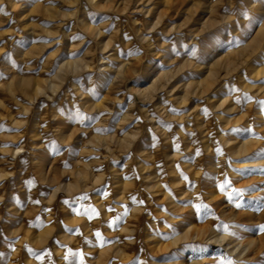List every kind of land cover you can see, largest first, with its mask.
<instances>
[{
    "label": "rangeland",
    "instance_id": "obj_1",
    "mask_svg": "<svg viewBox=\"0 0 264 264\" xmlns=\"http://www.w3.org/2000/svg\"><path fill=\"white\" fill-rule=\"evenodd\" d=\"M245 263L264 0H0V264Z\"/></svg>",
    "mask_w": 264,
    "mask_h": 264
},
{
    "label": "bare ground",
    "instance_id": "obj_2",
    "mask_svg": "<svg viewBox=\"0 0 264 264\" xmlns=\"http://www.w3.org/2000/svg\"><path fill=\"white\" fill-rule=\"evenodd\" d=\"M149 12H150V11H149ZM149 12H148L147 14H149ZM110 58H111V56H108V57H107L108 60H109ZM104 64H105V65H104ZM106 64H107L106 62L103 63V66L100 68V69H102L101 72H106V73H108V72L110 71L111 68H109V66H106ZM195 239H197V240H202L203 242H212L213 244L218 245V246H219L218 248H220V249H221L222 247H224V246L221 245L222 242H223V240H224L223 237L213 236V237L211 238V237H209V236H205V235H201V236L196 235V236H195ZM227 247H228V246L224 247L225 250L227 249ZM244 250H246V249H244ZM226 252H227V255H231V256H233V258H234L235 260H237L238 262L244 261L243 258H242V253H241V252H237V247H236V246H235V247H232V249H230V250H226ZM245 264H247V263H245Z\"/></svg>",
    "mask_w": 264,
    "mask_h": 264
}]
</instances>
